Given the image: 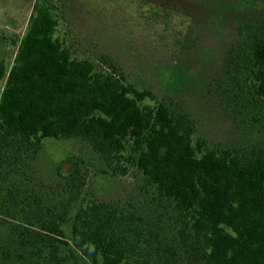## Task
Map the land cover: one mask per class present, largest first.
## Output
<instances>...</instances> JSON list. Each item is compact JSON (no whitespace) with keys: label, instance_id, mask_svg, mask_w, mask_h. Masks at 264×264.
<instances>
[{"label":"trees","instance_id":"obj_1","mask_svg":"<svg viewBox=\"0 0 264 264\" xmlns=\"http://www.w3.org/2000/svg\"><path fill=\"white\" fill-rule=\"evenodd\" d=\"M54 11L36 1L12 65L0 61V264H264V121L249 120L244 145L196 137L186 113L111 60L75 57ZM243 31L227 66L243 70L264 119V18ZM75 139L140 174L141 210L91 197L77 155L40 170L44 141Z\"/></svg>","mask_w":264,"mask_h":264},{"label":"rangeland","instance_id":"obj_2","mask_svg":"<svg viewBox=\"0 0 264 264\" xmlns=\"http://www.w3.org/2000/svg\"><path fill=\"white\" fill-rule=\"evenodd\" d=\"M34 1L28 7L26 0H0V61L8 68L16 54L12 40L23 34ZM48 1L55 5V35L75 57L104 68L100 60H111L127 83L186 113L195 136L214 146L255 139L252 122L264 119L252 110L243 70L229 68L227 55L243 39V30L264 18V0ZM73 154L82 159L91 197L142 209L147 192L140 174L110 170L82 140L44 141L40 170ZM53 193L60 200L63 190L54 185Z\"/></svg>","mask_w":264,"mask_h":264},{"label":"flooded vegetation","instance_id":"obj_3","mask_svg":"<svg viewBox=\"0 0 264 264\" xmlns=\"http://www.w3.org/2000/svg\"><path fill=\"white\" fill-rule=\"evenodd\" d=\"M26 1H28V4H27V5H28V7H29V0H26ZM36 1H39V0H35V1L33 2L32 6L30 5V6H31L30 13H31L32 8H33V5H34V3H35ZM30 3H31V2H30ZM30 13H29V16H30Z\"/></svg>","mask_w":264,"mask_h":264}]
</instances>
